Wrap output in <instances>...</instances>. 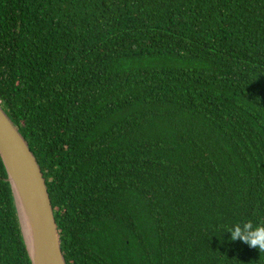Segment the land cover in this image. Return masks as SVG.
Returning <instances> with one entry per match:
<instances>
[{
    "label": "trees",
    "instance_id": "1",
    "mask_svg": "<svg viewBox=\"0 0 264 264\" xmlns=\"http://www.w3.org/2000/svg\"><path fill=\"white\" fill-rule=\"evenodd\" d=\"M0 108L65 264H264L226 232L264 225V0H0Z\"/></svg>",
    "mask_w": 264,
    "mask_h": 264
},
{
    "label": "water",
    "instance_id": "2",
    "mask_svg": "<svg viewBox=\"0 0 264 264\" xmlns=\"http://www.w3.org/2000/svg\"><path fill=\"white\" fill-rule=\"evenodd\" d=\"M0 162L30 264H65L42 174L26 142L1 108Z\"/></svg>",
    "mask_w": 264,
    "mask_h": 264
},
{
    "label": "clouds",
    "instance_id": "3",
    "mask_svg": "<svg viewBox=\"0 0 264 264\" xmlns=\"http://www.w3.org/2000/svg\"><path fill=\"white\" fill-rule=\"evenodd\" d=\"M230 233V240H239L250 248L264 252V225H253L252 221L233 224L226 231Z\"/></svg>",
    "mask_w": 264,
    "mask_h": 264
}]
</instances>
